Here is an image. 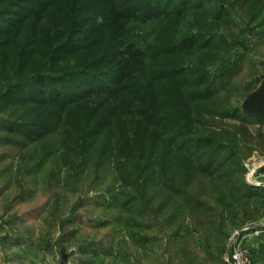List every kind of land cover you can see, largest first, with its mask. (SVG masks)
Listing matches in <instances>:
<instances>
[{
	"label": "trees",
	"instance_id": "16d2710c",
	"mask_svg": "<svg viewBox=\"0 0 264 264\" xmlns=\"http://www.w3.org/2000/svg\"><path fill=\"white\" fill-rule=\"evenodd\" d=\"M263 45L264 0H0V177L46 196L39 241L59 232L88 264H226L232 230L264 216L241 79ZM95 202L117 213H77Z\"/></svg>",
	"mask_w": 264,
	"mask_h": 264
},
{
	"label": "rangeland",
	"instance_id": "374dc122",
	"mask_svg": "<svg viewBox=\"0 0 264 264\" xmlns=\"http://www.w3.org/2000/svg\"><path fill=\"white\" fill-rule=\"evenodd\" d=\"M250 56L254 58L257 66V71L253 73L251 69H246L244 71V77L241 78L244 81L251 82V93L254 91L259 90L262 87V84L264 82V45L258 48L256 51H253L250 53ZM250 93V94H251ZM244 101H242L243 104ZM258 125L251 126V131L256 132ZM3 151L10 152V150L0 149V153ZM254 159L255 164H257L258 168L261 167L260 172H256L255 174L252 172V166L249 169L246 164L249 160ZM10 162H5L0 164V172L6 169V167L9 166ZM244 166L246 168L245 173V179L252 188L260 187L253 185L251 183V180H259L261 181V186H264V181L262 175L264 174V170H262V167H264V154H261L260 152H255L253 156H251L248 160L244 162ZM253 174V178L252 175ZM7 178L2 176L0 177V228L4 231H10L13 232L16 236L22 239L24 243H28L29 245L31 243H36L38 245H41L44 249L45 247H48L49 253H47L45 250L44 255V263L43 264H56V260H54L53 257L56 255L59 256L62 253L60 250V246L57 245L58 239H59V232L58 233H50V234H43L44 241H39V232L41 229V222L43 221V218L38 219L36 221H33L30 217H27L30 221L29 224L23 226L22 222L18 221L19 216H23L26 213H41L39 209H42L41 207L43 204L47 201L46 196H43L39 190L37 192H33V189L35 190L38 185H35V183L30 184H22V187L20 185H13V186H7ZM26 187V190L28 191L27 194H23L22 190ZM39 189V188H37ZM32 190V191H31ZM30 191V192H29ZM34 193V194H32ZM99 191L89 192L86 197L89 199H93L95 196H97ZM97 197L94 198L95 201H97ZM99 203L95 202L94 204H89V206L85 208H81L78 210L77 213H82L83 215L87 216V220L92 219V221L99 220L101 218V213H117L116 211H106L103 212V208H100ZM105 211V210H104ZM64 213H73L71 209ZM25 216V215H24ZM45 216V214H44ZM19 217V218H21ZM2 226H4L2 228ZM35 229V230H34ZM88 232V231H87ZM240 232V237L237 238V233ZM264 232V216L259 217L256 220L252 219L247 221L245 224L240 225V227L234 228L230 234L229 240H228V250L226 254L222 257V261H225L226 264H234L233 262V254L235 252V248L238 244L242 247V249L245 251L247 257H248V263L247 264H264L262 259L257 257L256 254H254V251H256L259 248L260 245V235ZM243 233H246L245 238L242 235ZM33 234V236H32ZM27 235L29 236V240L27 239ZM32 238V239H31ZM39 241V242H38ZM81 242V240H80ZM49 243V245H47ZM61 245V244H60ZM65 247H68L69 253H77L78 256H76V259L80 261L81 258L86 259L84 254L80 253L79 249V242H73L68 245H65ZM77 250V251H75ZM160 250H154L153 253H148V257L145 256V258H140V252L138 251L136 255L132 256V262L141 261L142 264H165L167 261V256L162 254V252H159ZM27 253L33 254V249L26 250ZM24 252V256H27L28 254ZM1 253V252H0ZM43 254V253H42ZM29 256V255H28ZM75 257V256H72ZM110 257V256H109ZM40 258L37 257V262L40 264ZM111 259V258H108ZM230 260V262H228ZM58 261V260H57ZM87 262V261H86ZM106 262V261H105ZM177 262V261H174ZM203 262V260L201 261ZM1 264H2V254H1ZM79 264V263H77ZM207 264V263H204ZM208 264H216V261L208 262ZM217 264H223L221 261H218Z\"/></svg>",
	"mask_w": 264,
	"mask_h": 264
},
{
	"label": "crops",
	"instance_id": "0c3cea01",
	"mask_svg": "<svg viewBox=\"0 0 264 264\" xmlns=\"http://www.w3.org/2000/svg\"><path fill=\"white\" fill-rule=\"evenodd\" d=\"M25 215V216H24ZM21 218H17L18 221L22 222L23 226L29 224V219H33L35 215H32L31 213L24 214ZM27 217H30L29 219ZM4 226H2L3 228ZM0 228V251L2 254V264H38L37 257L40 259V264L44 263V255L47 252L45 248L43 249L41 245H38L36 243H31L30 245L28 243H24L23 240L16 236L13 232L4 231ZM27 239L29 240V236L27 235ZM32 239V238H31ZM33 249V254L30 252L27 253L26 250ZM46 252H45V251ZM24 252H26L28 255L24 256ZM43 253V254H42ZM49 253V252H47ZM62 254L60 255V258L58 255H56L54 260H56V264H61L62 261ZM68 256V255H67ZM75 256V257H72ZM76 256H78V253H73L68 256V264H88L86 262V259L81 258L80 261L76 259ZM58 260V261H57ZM113 262V259H107L106 263L110 264Z\"/></svg>",
	"mask_w": 264,
	"mask_h": 264
},
{
	"label": "water",
	"instance_id": "95a60500",
	"mask_svg": "<svg viewBox=\"0 0 264 264\" xmlns=\"http://www.w3.org/2000/svg\"><path fill=\"white\" fill-rule=\"evenodd\" d=\"M242 108L247 115L264 121V82L259 90L244 100ZM61 264H68V256L65 253L62 254Z\"/></svg>",
	"mask_w": 264,
	"mask_h": 264
},
{
	"label": "built area",
	"instance_id": "2783aa9c",
	"mask_svg": "<svg viewBox=\"0 0 264 264\" xmlns=\"http://www.w3.org/2000/svg\"><path fill=\"white\" fill-rule=\"evenodd\" d=\"M246 166L250 169L251 166H252V172L255 174L256 172H260L261 171V167L258 168L257 164H255V160L254 159H251L247 162ZM252 175V178H253V174ZM263 177V180L264 181V174L262 175ZM251 183L253 185H256V186H261V181L255 179V180H251ZM246 233H243L242 235L244 236L245 238V235ZM237 238L240 237L239 235H241L240 232L237 233ZM1 252V251H0ZM248 257L245 253V251L242 249V247L240 246V244H238L235 248V252L233 254V262L234 264H247L248 263ZM228 262H230V260H228ZM231 263V262H230ZM0 264H1V253H0ZM232 264V263H231Z\"/></svg>",
	"mask_w": 264,
	"mask_h": 264
}]
</instances>
